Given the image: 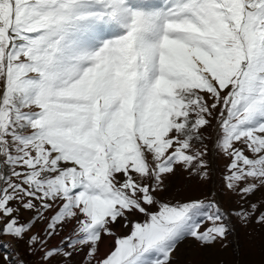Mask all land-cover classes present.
Masks as SVG:
<instances>
[{"label":"snow or ice","instance_id":"6c2138e0","mask_svg":"<svg viewBox=\"0 0 264 264\" xmlns=\"http://www.w3.org/2000/svg\"><path fill=\"white\" fill-rule=\"evenodd\" d=\"M210 156L235 208L163 197ZM234 219L264 229V0H0V264H177Z\"/></svg>","mask_w":264,"mask_h":264},{"label":"rangeland","instance_id":"374dc122","mask_svg":"<svg viewBox=\"0 0 264 264\" xmlns=\"http://www.w3.org/2000/svg\"><path fill=\"white\" fill-rule=\"evenodd\" d=\"M211 134V130H209ZM209 149L212 143L209 141ZM211 179L205 183L191 180L183 173L172 178L168 192L163 194L165 199H185L188 197L204 198L212 191L218 192V199L225 209L235 208V197L220 193L221 171L226 161L223 158L211 157ZM234 234L228 239L217 243L211 248H199L194 242L186 241L180 245L176 254L177 264H264V229L256 225L244 226L237 220Z\"/></svg>","mask_w":264,"mask_h":264}]
</instances>
